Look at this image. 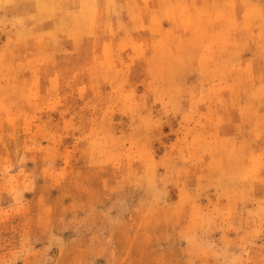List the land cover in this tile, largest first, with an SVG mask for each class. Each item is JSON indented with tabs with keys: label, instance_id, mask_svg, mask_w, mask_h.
<instances>
[{
	"label": "rangeland",
	"instance_id": "1",
	"mask_svg": "<svg viewBox=\"0 0 264 264\" xmlns=\"http://www.w3.org/2000/svg\"><path fill=\"white\" fill-rule=\"evenodd\" d=\"M0 264H264V0H0Z\"/></svg>",
	"mask_w": 264,
	"mask_h": 264
},
{
	"label": "bare ground",
	"instance_id": "2",
	"mask_svg": "<svg viewBox=\"0 0 264 264\" xmlns=\"http://www.w3.org/2000/svg\"><path fill=\"white\" fill-rule=\"evenodd\" d=\"M188 4V3H187ZM164 5V4H163ZM28 8V7H27ZM102 10V9H101ZM78 11V10H77ZM230 13V12H229ZM261 45V44H260ZM254 58V57H253Z\"/></svg>",
	"mask_w": 264,
	"mask_h": 264
}]
</instances>
